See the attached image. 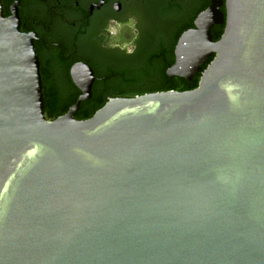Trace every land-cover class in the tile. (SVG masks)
<instances>
[{
	"label": "water",
	"instance_id": "95a60500",
	"mask_svg": "<svg viewBox=\"0 0 264 264\" xmlns=\"http://www.w3.org/2000/svg\"><path fill=\"white\" fill-rule=\"evenodd\" d=\"M210 0L170 76L196 87L82 94L45 115L32 38L0 0V264H264V0ZM224 25L217 40L211 29Z\"/></svg>",
	"mask_w": 264,
	"mask_h": 264
},
{
	"label": "flooded vegetation",
	"instance_id": "af4514ba",
	"mask_svg": "<svg viewBox=\"0 0 264 264\" xmlns=\"http://www.w3.org/2000/svg\"><path fill=\"white\" fill-rule=\"evenodd\" d=\"M4 16L13 12L19 19L21 33L29 35L39 57L44 98L75 103L82 91L71 74L73 66L86 64L93 74L91 95L83 101L106 102L110 97H129L128 74L132 60L143 55L161 57L160 69L166 70L175 60L176 43L184 31L194 28L196 16L210 0H1ZM225 12V0L220 5ZM125 23L117 36L106 32L111 20ZM211 29L213 39L217 27ZM103 34V35H102ZM107 37V39H105ZM125 44L134 50L128 54ZM115 45V46H113ZM211 58L193 75L192 83ZM155 82L162 79L156 76ZM181 78V77H180ZM184 79V78H183ZM186 80V79H185ZM156 92L149 90L143 93ZM139 93V94H143Z\"/></svg>",
	"mask_w": 264,
	"mask_h": 264
},
{
	"label": "trees",
	"instance_id": "16d2710c",
	"mask_svg": "<svg viewBox=\"0 0 264 264\" xmlns=\"http://www.w3.org/2000/svg\"><path fill=\"white\" fill-rule=\"evenodd\" d=\"M222 26L217 27L214 32V37L217 38L222 32ZM161 57H168L172 62V55L166 54L157 56L152 54H145L140 59L131 62V67L128 74L131 93L126 96H135L149 90L164 91V90H189L197 86L198 82H188L187 80L175 77L171 80L164 74V67L161 70L159 64ZM162 76L155 82L154 77ZM105 102L99 101H83L79 109L74 113L76 119H86L93 115V113L100 108ZM73 104L70 102L55 101L53 99L45 100V115L47 118L55 119L57 116L64 114L68 107Z\"/></svg>",
	"mask_w": 264,
	"mask_h": 264
},
{
	"label": "clouds",
	"instance_id": "9594fccd",
	"mask_svg": "<svg viewBox=\"0 0 264 264\" xmlns=\"http://www.w3.org/2000/svg\"><path fill=\"white\" fill-rule=\"evenodd\" d=\"M125 26H127V27H134V20L129 19V20L126 22V24H125V23H122V22H120V21H117V20H114V19H113V20H111L110 23L108 24V26H107V28H106V32H107L109 35L115 37V36L118 35L119 31H120L121 29H123ZM102 35H103V34H102ZM105 39H107V37H105ZM113 46H115V45H113ZM123 48L127 49L128 54H131V53L133 52V50H134V49H133L130 45H128V44H125V45L123 46Z\"/></svg>",
	"mask_w": 264,
	"mask_h": 264
}]
</instances>
